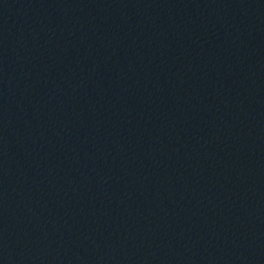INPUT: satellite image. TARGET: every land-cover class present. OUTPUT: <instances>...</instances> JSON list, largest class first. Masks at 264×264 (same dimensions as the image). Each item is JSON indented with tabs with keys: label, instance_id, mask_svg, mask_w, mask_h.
<instances>
[{
	"label": "water",
	"instance_id": "95a60500",
	"mask_svg": "<svg viewBox=\"0 0 264 264\" xmlns=\"http://www.w3.org/2000/svg\"><path fill=\"white\" fill-rule=\"evenodd\" d=\"M0 264H264V0H0Z\"/></svg>",
	"mask_w": 264,
	"mask_h": 264
}]
</instances>
